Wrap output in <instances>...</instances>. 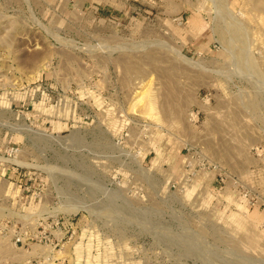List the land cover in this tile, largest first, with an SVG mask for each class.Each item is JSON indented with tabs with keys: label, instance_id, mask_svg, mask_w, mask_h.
Wrapping results in <instances>:
<instances>
[{
	"label": "rangeland",
	"instance_id": "rangeland-1",
	"mask_svg": "<svg viewBox=\"0 0 264 264\" xmlns=\"http://www.w3.org/2000/svg\"><path fill=\"white\" fill-rule=\"evenodd\" d=\"M0 264H264V0H0Z\"/></svg>",
	"mask_w": 264,
	"mask_h": 264
},
{
	"label": "bare ground",
	"instance_id": "bare-ground-1",
	"mask_svg": "<svg viewBox=\"0 0 264 264\" xmlns=\"http://www.w3.org/2000/svg\"><path fill=\"white\" fill-rule=\"evenodd\" d=\"M189 63V62H188ZM98 185V184H97ZM113 197V196H112ZM109 199V198H108Z\"/></svg>",
	"mask_w": 264,
	"mask_h": 264
}]
</instances>
